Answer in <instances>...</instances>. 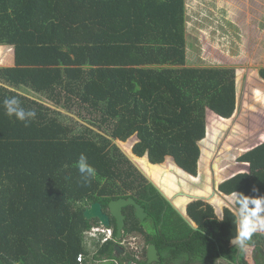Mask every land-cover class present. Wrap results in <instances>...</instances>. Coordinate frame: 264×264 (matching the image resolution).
Returning <instances> with one entry per match:
<instances>
[{
	"label": "trees",
	"instance_id": "trees-1",
	"mask_svg": "<svg viewBox=\"0 0 264 264\" xmlns=\"http://www.w3.org/2000/svg\"><path fill=\"white\" fill-rule=\"evenodd\" d=\"M186 20V0H0V60L11 58L4 45L14 46L15 57L13 66L0 67V264H88L89 245L97 247L94 259L124 264L114 241L98 245L85 237L98 221L85 217L86 208L108 204L124 186L136 188L155 217L169 203L114 141L125 144L156 184L166 178L177 187L175 171L186 176L180 168L199 174L207 120L202 160L215 162L225 196H198L215 206L202 199L189 205L197 230L184 223L179 234L148 241L206 264H264V233L253 232L243 249L232 243L239 233L237 193L264 196V135L236 149L234 174L218 169L216 144L237 106L236 69L187 66ZM259 74L263 83L254 77L250 88L263 103L264 67ZM22 89L44 94L57 107L97 113L100 125L111 126V138L75 128L57 107ZM11 96L36 112L27 127L5 115L3 100ZM81 153L96 170L87 187L75 168ZM126 229L138 227L128 223Z\"/></svg>",
	"mask_w": 264,
	"mask_h": 264
},
{
	"label": "rangeland",
	"instance_id": "rangeland-1",
	"mask_svg": "<svg viewBox=\"0 0 264 264\" xmlns=\"http://www.w3.org/2000/svg\"><path fill=\"white\" fill-rule=\"evenodd\" d=\"M186 16L187 21H189L187 24L189 31L187 37L190 47L188 65L191 67H234L236 69L238 85L237 106L234 115L231 117V127L223 131L220 141L216 144V154L214 158V160H217V157L220 156L221 159L220 161L218 160V169H228L233 172L230 173V175H232L236 172V166L233 164V157L234 155L237 156L236 149L255 145L257 143L256 141L264 135V102L260 103L255 100L253 89L250 88L251 85H256V82L254 83L255 78L261 81L262 78L260 77L259 71L261 67H264V0H186ZM4 46L6 49L4 53H8V55L12 57L14 46ZM9 65H11L10 62L3 63L2 59L0 60V67ZM238 70L241 72L238 73ZM262 83L261 81V84ZM21 91L28 94V96L43 101L44 104L52 108L57 107L53 102L49 101L46 96H42L44 94L39 95L31 90L22 89ZM57 108L62 113L61 118L73 123L76 126L75 128L82 129L88 127L93 131L111 138V126L106 124L100 125V121L98 122V119L95 118L99 116L96 115L97 113L91 115L89 110L83 109V111L81 110L82 112H80L77 107L73 109ZM207 112L208 117L210 112L209 109ZM217 116L219 115L217 114ZM237 122L240 125L238 127L239 130L234 127V124ZM207 137H209V135H207ZM227 141H229L228 146L230 147V151L228 150V152L225 153L223 147ZM114 143L122 147L124 152L127 153L124 143L121 145V142L118 143L116 140ZM203 145L204 143L201 147L198 177L192 179L186 174V181L191 184L194 191L198 190V196L212 197L214 195H220L223 197L225 195L219 188V183L221 181L218 182L217 179L215 162L212 159L207 160V158L202 160L204 155ZM227 154L231 157L226 156ZM168 168L171 169V165H169ZM239 169H242V167H239ZM246 169L247 168L244 170L246 171ZM142 172L146 174L144 171ZM171 172H173V170ZM189 177L192 181H189ZM180 178L181 177H179V179ZM168 181L171 180L168 179ZM180 185L181 190L177 192L176 200H178L179 197H183V194L188 192V190L183 187L181 181ZM203 199L206 200L205 202H213L211 198ZM224 199L229 202V205L234 206L231 199L229 200L226 197H224ZM188 202L181 204V206H186V204H189ZM237 209L239 210V208ZM258 229L256 231L264 233L263 219L261 220V227ZM87 237L89 238L90 236L88 235ZM101 238L102 235H100L99 239L93 237L91 239H94L98 242V245H101ZM141 241L143 240L138 238V246H140V248L145 245L141 243ZM89 247L92 251L97 249L94 245H89ZM195 254H198V252L196 251ZM248 254H250V259L254 262L251 249H249ZM181 259L182 262H185L186 259L188 264H206V261L201 262L202 260H198V255L195 256L194 254L186 253V251L177 255L176 261L181 262ZM87 260L88 264L108 263H103V261L94 259L91 257V254ZM196 260L197 263H195ZM219 261L223 264H229L224 259L217 260L215 263L209 262L207 264H216ZM260 264H263V262Z\"/></svg>",
	"mask_w": 264,
	"mask_h": 264
},
{
	"label": "flooded vegetation",
	"instance_id": "flooded-vegetation-1",
	"mask_svg": "<svg viewBox=\"0 0 264 264\" xmlns=\"http://www.w3.org/2000/svg\"><path fill=\"white\" fill-rule=\"evenodd\" d=\"M118 143H119V141H118ZM121 149H122V147H121ZM124 153H126V152H124ZM126 155L135 164V166L142 172V170L136 165V163L131 158L132 154L129 155L126 153ZM182 170L192 178L198 177V173H197V175H193L192 173H189V172L185 171L184 169H182ZM175 175H176L177 187H171L169 185V181L166 178L164 180H162V182L158 185L155 183V181L153 179H151V177L144 174V176L148 179V181L150 183H152L157 188L161 197H163L169 203V204L164 203V207L162 210H160L161 207L159 208L160 217H155L154 213L151 211L150 208L146 207L140 201H138V198L140 199V197H139L140 194L138 193V190L136 188L131 189L130 187L124 186L123 188L125 189L126 192L123 191V192L119 193L118 195H120V196L118 198L110 199V201H112V200H117L120 198H126L127 199V198L132 197L139 204H141V206H143L145 208V211H146V215H145L144 219L141 220L140 217L137 215V209H136L135 205H127V206L123 207V214L125 215V226H124L123 235L121 238L118 237L117 218L113 217L109 211L110 201L106 205H104L103 203L100 202L103 206V211L110 214L109 219H110L111 225L107 228H104L103 225L101 224L100 220L97 219L98 221L95 220L96 222H95V225L93 227H100L99 228L100 230L97 234V236L99 235L98 237H100V235H102L101 239H104V240L108 239L107 241L112 240V241H114L115 245H120L123 252L120 255H118V252L115 249L116 247L114 245V249H115L114 253L116 256L120 257L124 261V264H126L130 259H132L136 264H146L148 247L150 244H156L154 242H149L148 241L149 238H153L155 236L163 237L165 232H166V235L167 236L170 235V237H172V235H177V234H179L178 232L183 227H185L184 223H186V225H188L193 230L198 229V223L194 220L193 217H191L190 212H189V205L198 199L197 198L193 199L191 202H189V204L185 208H184V206H181V204L185 203L184 201L186 198L198 197V190L194 191L192 189L191 184L189 182L187 183V181H186V178H185L186 176L183 177V175L177 171H175ZM179 177H181V178L179 179ZM182 177H183L184 182L182 180ZM188 179H189V181H192L191 178H188ZM180 181H181V183H183V187H185V189L188 190V192L183 194V197H179L178 200H176V197L178 194L177 192L181 190ZM143 194L144 193H142L141 196ZM142 199L144 202L146 201V199H144L143 196H142ZM93 203H95V202H93ZM128 223L129 224L132 223V225H136L138 227V229L134 230L131 233H128L127 229H126ZM138 238L143 240V241H141V243L145 244L141 248H140V246H138ZM175 240L180 241L181 239H175L174 238V241ZM104 243H106V242H104ZM104 243L101 242V245H103ZM159 253H160L161 259H160V261H158L157 264H182V263H184V262H182V259H181V262L176 261V257H177V255H179L176 252H167V255H165L164 254L165 252H160V249H159ZM85 258H86V256H85ZM100 261H103V263L108 262L107 264H110L111 262H115L116 264H121L118 259H112V260L104 259V260H100Z\"/></svg>",
	"mask_w": 264,
	"mask_h": 264
},
{
	"label": "clouds",
	"instance_id": "clouds-1",
	"mask_svg": "<svg viewBox=\"0 0 264 264\" xmlns=\"http://www.w3.org/2000/svg\"><path fill=\"white\" fill-rule=\"evenodd\" d=\"M3 108L5 110V115L9 117L14 116L17 120L23 122L26 127L36 118V112L34 110H26L22 107L17 96L5 97L3 100ZM75 168L79 173L81 185L85 187L89 186L96 176V170L89 163L86 154L81 153L79 155L78 159L75 161ZM253 191H255V189ZM237 195L240 202L239 233L233 238L232 243L235 246L239 245L240 248L243 249L252 233L261 227V220L262 217H264V196L249 197L238 193ZM202 200L204 199L202 198ZM103 227L107 228L104 225ZM87 236L88 234L86 233L85 237ZM93 238L99 239L100 237L96 235ZM107 240L108 239H101L100 241L104 243L107 242Z\"/></svg>",
	"mask_w": 264,
	"mask_h": 264
},
{
	"label": "water",
	"instance_id": "water-1",
	"mask_svg": "<svg viewBox=\"0 0 264 264\" xmlns=\"http://www.w3.org/2000/svg\"><path fill=\"white\" fill-rule=\"evenodd\" d=\"M238 89V85H237ZM220 116V115H219ZM221 117V116H220ZM208 135V130L206 133V137ZM205 137V138H206ZM204 139L199 141L200 147H202V144L204 142ZM181 169V168H180ZM182 170V169H181ZM183 171V170H182ZM235 196V195H233ZM197 199H202L201 197H197ZM127 205H135L137 209V215L140 217L141 220L144 219L146 215L145 208L141 206L135 199L132 197L130 198H120L117 200H112L109 203V211L110 214L113 217L117 218L118 222V237L121 238L123 235V229L125 226V215L123 214V207ZM85 217L88 220L98 219L100 220L101 224L109 227L111 225L110 223V214L103 211V206L100 202L92 203L90 206H88L84 212ZM115 249L118 252V255H120L123 251L120 245H115ZM160 253L159 249L156 244H150L147 251V262L146 264H153L154 262L160 261ZM126 264H136L132 259H130Z\"/></svg>",
	"mask_w": 264,
	"mask_h": 264
},
{
	"label": "crops",
	"instance_id": "crops-1",
	"mask_svg": "<svg viewBox=\"0 0 264 264\" xmlns=\"http://www.w3.org/2000/svg\"><path fill=\"white\" fill-rule=\"evenodd\" d=\"M186 19H187V16H186ZM189 23V21H187L186 20V33H185V35H186V41H187V44H186V60H187V62H189V49H190V47H189V41H188V37H187V35H188V27H187V24ZM14 51V50H13ZM13 56L9 59V62H10V64L11 65H9V66H13L14 64H15V57H14V52H13V54H12ZM187 66H189L188 65V63H187ZM237 91H238V89H237ZM192 221V220H191ZM190 221V222H191ZM193 222V221H192ZM191 222V223H192ZM194 224V223H193ZM258 231H259V229H258ZM134 238V237H133ZM93 241H95L94 239H92ZM161 252V251H160ZM98 252H97V249L95 250V251H93L92 252V254H91V257H95V255L97 254ZM165 255H167V252H165L164 253ZM225 261H227V260H225ZM220 262V261H219ZM218 262V263H219ZM228 263H230L229 261H227ZM156 264L158 263V261L157 262H155ZM154 263V264H155ZM185 264H188L187 263V260L185 259V262H184ZM195 263H197V260H196V262ZM221 263V262H220ZM183 264V263H182ZM194 264V263H193ZM226 264V263H225Z\"/></svg>",
	"mask_w": 264,
	"mask_h": 264
},
{
	"label": "built area",
	"instance_id": "built-area-1",
	"mask_svg": "<svg viewBox=\"0 0 264 264\" xmlns=\"http://www.w3.org/2000/svg\"><path fill=\"white\" fill-rule=\"evenodd\" d=\"M99 228L100 227H93L90 231L86 232L90 236L89 238H92V236L95 237L100 230ZM78 259L80 261H83L85 259V256L83 254H80Z\"/></svg>",
	"mask_w": 264,
	"mask_h": 264
}]
</instances>
